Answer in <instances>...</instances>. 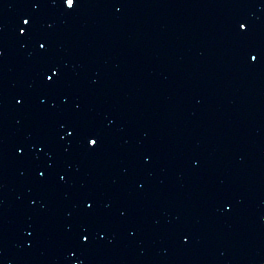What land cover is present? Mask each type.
<instances>
[{
    "label": "water",
    "instance_id": "1",
    "mask_svg": "<svg viewBox=\"0 0 264 264\" xmlns=\"http://www.w3.org/2000/svg\"><path fill=\"white\" fill-rule=\"evenodd\" d=\"M0 26L72 264H264V0H0Z\"/></svg>",
    "mask_w": 264,
    "mask_h": 264
},
{
    "label": "snow or ice",
    "instance_id": "2",
    "mask_svg": "<svg viewBox=\"0 0 264 264\" xmlns=\"http://www.w3.org/2000/svg\"><path fill=\"white\" fill-rule=\"evenodd\" d=\"M61 2L66 5V7L69 11H74L76 9L77 5L79 4L80 0H61ZM37 6H39V5H37ZM33 22L34 21H33L32 17L22 18L23 26L19 28L20 34L23 36H27L29 34V30L31 29ZM237 27L239 29L247 32L250 28V24L248 22H245V21H237ZM39 47L41 49H45L46 48V41L44 43H39ZM0 56H3V50L2 49H0ZM249 56H250V59L252 62L259 63L261 57H264V48H259V49L253 48V49H251L249 51ZM49 71L52 74L51 75L46 74L47 82L48 83H55V79L61 75L60 69L57 66L53 65L49 68ZM18 102L22 103V100L18 101ZM65 134L68 136H75V135H77V130L74 127H68ZM82 135H83L84 140L90 149L95 150V149L99 148V146H100L99 142L101 139V136L99 133L87 131V132H83ZM21 152H23V149H21ZM38 174L40 177H44L46 175V172H39ZM63 178L64 177L61 176V179H63ZM86 206L88 209H91L94 207V202L88 201V202H86ZM82 239H83V242L85 244L90 243V235L82 234ZM184 239L187 240L188 237L185 236ZM73 255H75V253H73ZM77 264H79V261H77Z\"/></svg>",
    "mask_w": 264,
    "mask_h": 264
}]
</instances>
